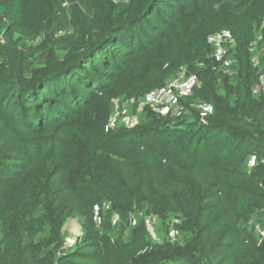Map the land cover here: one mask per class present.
<instances>
[{"label":"trees","instance_id":"trees-1","mask_svg":"<svg viewBox=\"0 0 264 264\" xmlns=\"http://www.w3.org/2000/svg\"><path fill=\"white\" fill-rule=\"evenodd\" d=\"M224 29L227 71L206 41ZM179 69L178 114L105 128ZM263 70L264 0H0V264H264Z\"/></svg>","mask_w":264,"mask_h":264},{"label":"built area","instance_id":"built-area-1","mask_svg":"<svg viewBox=\"0 0 264 264\" xmlns=\"http://www.w3.org/2000/svg\"><path fill=\"white\" fill-rule=\"evenodd\" d=\"M263 35H258L254 41L249 45V52L251 53L250 62L253 67L259 66V49L258 41ZM207 43L212 46L213 51L211 57L213 60L225 68V71L229 69L233 60L227 56L228 49L235 44V38L229 30H220L207 36ZM197 83V77L195 74L187 75L184 69H179L176 76L169 80L165 85L152 89L143 95L133 96L120 101L115 98L113 102V110L108 117L106 129L114 127L116 125H123L125 127H133L138 123L139 113L149 106L151 110L161 116L178 114L182 109L180 100L183 97H187L191 94L193 87ZM253 93L264 95V70L260 72L258 82L252 87ZM134 107V108H133ZM195 107L198 109L201 117L211 113L213 107L209 103H197ZM254 163V156H250L248 165ZM107 206V204H103ZM102 205V207H103ZM101 205H93V219L96 223L100 220ZM131 224L135 223L132 217H129ZM118 219L116 214L111 217V223L115 224ZM154 217H148L146 220V229L148 232H154ZM178 223L177 218H172L169 222L168 236L172 239H177V230L174 225ZM255 230L262 233L260 228L255 225Z\"/></svg>","mask_w":264,"mask_h":264},{"label":"rangeland","instance_id":"rangeland-1","mask_svg":"<svg viewBox=\"0 0 264 264\" xmlns=\"http://www.w3.org/2000/svg\"><path fill=\"white\" fill-rule=\"evenodd\" d=\"M62 233L65 237L66 245H71L75 237L81 234V226L77 218L68 217L62 225Z\"/></svg>","mask_w":264,"mask_h":264}]
</instances>
